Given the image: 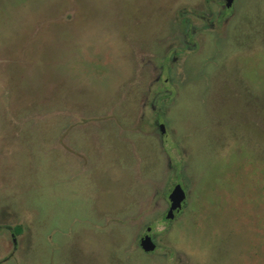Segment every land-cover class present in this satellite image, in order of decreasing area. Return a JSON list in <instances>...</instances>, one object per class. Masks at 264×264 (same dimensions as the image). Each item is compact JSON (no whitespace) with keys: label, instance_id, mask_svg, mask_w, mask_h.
I'll list each match as a JSON object with an SVG mask.
<instances>
[{"label":"rangeland","instance_id":"1","mask_svg":"<svg viewBox=\"0 0 264 264\" xmlns=\"http://www.w3.org/2000/svg\"><path fill=\"white\" fill-rule=\"evenodd\" d=\"M0 264H264V0H0Z\"/></svg>","mask_w":264,"mask_h":264},{"label":"water","instance_id":"2","mask_svg":"<svg viewBox=\"0 0 264 264\" xmlns=\"http://www.w3.org/2000/svg\"><path fill=\"white\" fill-rule=\"evenodd\" d=\"M228 1V7H231L233 0H227ZM162 131L165 133V128L162 127ZM169 200L171 207L169 209V212L166 214V219L169 221H172L177 214L181 212V210L184 209L187 201V196L185 191L179 187L177 189H174L170 195H169ZM151 227L147 229V233L143 236L141 239V247L143 248L144 251L150 253L154 251L157 247L155 244L153 237L151 236Z\"/></svg>","mask_w":264,"mask_h":264}]
</instances>
